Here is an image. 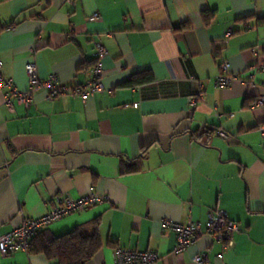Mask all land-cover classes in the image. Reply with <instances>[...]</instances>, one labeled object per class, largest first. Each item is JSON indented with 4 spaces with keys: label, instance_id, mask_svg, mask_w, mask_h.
I'll return each instance as SVG.
<instances>
[{
    "label": "crops",
    "instance_id": "0c3cea01",
    "mask_svg": "<svg viewBox=\"0 0 264 264\" xmlns=\"http://www.w3.org/2000/svg\"><path fill=\"white\" fill-rule=\"evenodd\" d=\"M250 14L264 17V0H0V77L19 90L31 88V61L42 78L84 84L96 43L107 49L104 90L87 100L36 90L9 107L0 87V236L59 197L97 192L107 198L43 230L98 220L102 247L86 264H113L116 247L158 253L154 264H195L202 252L207 264H264V111L251 109L264 95V27L240 20ZM223 60L239 77L228 87L215 83ZM148 73L152 81L129 84ZM218 209L241 226L234 246L204 234L176 253L162 220L206 223ZM0 264L52 263L17 250L0 252Z\"/></svg>",
    "mask_w": 264,
    "mask_h": 264
},
{
    "label": "built area",
    "instance_id": "2783aa9c",
    "mask_svg": "<svg viewBox=\"0 0 264 264\" xmlns=\"http://www.w3.org/2000/svg\"><path fill=\"white\" fill-rule=\"evenodd\" d=\"M99 13H94L90 19L99 18ZM97 58L92 65L89 78L84 84H76L73 87L64 85L57 74H52L48 78L39 76L34 62L26 65V71L29 76L31 88L28 91H22L17 88L13 79L5 80L0 77V87L7 89L6 103L12 107V97L15 96L22 103H30L34 99L36 90H45L48 100H53L61 95L72 94L80 95L83 100L104 90L103 77V59L107 54V49L101 42L96 43ZM2 61L0 60V65ZM231 63L229 60H223L220 64V72L216 76L215 83L219 87H228L235 80L239 79L237 75L230 74ZM264 72V64L261 65ZM204 98V92L199 91L195 95L188 97L192 105H196ZM137 106L138 104H134ZM253 111H264V95L256 97L251 104ZM261 132H264V123L258 126ZM216 134L226 140H230L232 135L224 128L216 130ZM106 195L97 192H90L79 198H62L57 199V204L45 214L36 218H25L23 222L14 227L11 231L0 236V252L8 255L17 250L28 251L33 238L41 231L47 229L52 223L62 219L71 212L83 210L88 206L101 203L106 199ZM164 227L173 230L177 234V242L174 251L178 254L183 253L193 246L198 239L209 234L212 238L223 244L225 249L231 248L235 243V234L241 231L238 221L229 217L225 210L218 209L211 211L206 223L199 220L189 219L186 223L172 219L162 220ZM158 253L146 250H139L130 247H116L114 249L113 264H154L159 260ZM195 264H207L208 254L206 252L197 253L192 256Z\"/></svg>",
    "mask_w": 264,
    "mask_h": 264
},
{
    "label": "trees",
    "instance_id": "16d2710c",
    "mask_svg": "<svg viewBox=\"0 0 264 264\" xmlns=\"http://www.w3.org/2000/svg\"><path fill=\"white\" fill-rule=\"evenodd\" d=\"M210 18L208 14L203 13V20L207 25L210 23ZM240 20L244 21L247 27L250 26L251 21L264 27V17H259L255 14L246 15ZM186 27L188 26L185 25L184 28ZM153 79V74L148 73L143 76L132 77L129 84L136 85L152 81ZM198 136L206 140L210 136V129H204L199 132ZM101 247L102 239L99 221L96 220L91 224L77 227L62 235H53L46 231H41L31 241L29 251L44 254L52 264H86Z\"/></svg>",
    "mask_w": 264,
    "mask_h": 264
}]
</instances>
